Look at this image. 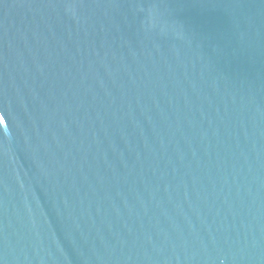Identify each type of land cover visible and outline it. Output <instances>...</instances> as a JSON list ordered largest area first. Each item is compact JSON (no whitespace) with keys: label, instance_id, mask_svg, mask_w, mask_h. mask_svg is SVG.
<instances>
[{"label":"water","instance_id":"water-1","mask_svg":"<svg viewBox=\"0 0 264 264\" xmlns=\"http://www.w3.org/2000/svg\"><path fill=\"white\" fill-rule=\"evenodd\" d=\"M0 264H264V0H0Z\"/></svg>","mask_w":264,"mask_h":264}]
</instances>
